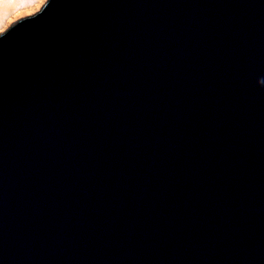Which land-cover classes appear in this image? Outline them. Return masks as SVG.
Wrapping results in <instances>:
<instances>
[{
  "label": "water",
  "instance_id": "obj_1",
  "mask_svg": "<svg viewBox=\"0 0 264 264\" xmlns=\"http://www.w3.org/2000/svg\"><path fill=\"white\" fill-rule=\"evenodd\" d=\"M0 264H264V0H47L0 34Z\"/></svg>",
  "mask_w": 264,
  "mask_h": 264
},
{
  "label": "rangeland",
  "instance_id": "obj_2",
  "mask_svg": "<svg viewBox=\"0 0 264 264\" xmlns=\"http://www.w3.org/2000/svg\"><path fill=\"white\" fill-rule=\"evenodd\" d=\"M0 0V34L22 17L37 13L47 0H16L17 3H7Z\"/></svg>",
  "mask_w": 264,
  "mask_h": 264
},
{
  "label": "bare ground",
  "instance_id": "obj_3",
  "mask_svg": "<svg viewBox=\"0 0 264 264\" xmlns=\"http://www.w3.org/2000/svg\"><path fill=\"white\" fill-rule=\"evenodd\" d=\"M7 3H12V1L11 0H8V1H6ZM17 3V1L16 0H14L13 1V4H16Z\"/></svg>",
  "mask_w": 264,
  "mask_h": 264
}]
</instances>
